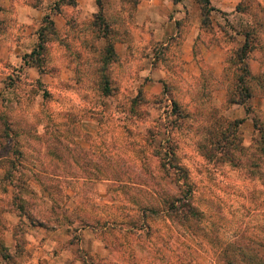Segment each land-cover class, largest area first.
Instances as JSON below:
<instances>
[{
	"label": "rangeland",
	"instance_id": "374dc122",
	"mask_svg": "<svg viewBox=\"0 0 264 264\" xmlns=\"http://www.w3.org/2000/svg\"><path fill=\"white\" fill-rule=\"evenodd\" d=\"M128 1L122 11L96 1L85 12L75 0H0V264H264V159L253 144V112L240 127L243 149L220 153L209 130L213 107L226 125L244 106L216 100L240 71L229 56L251 24L257 37L245 60L264 81V0L211 2L190 59L136 42L137 0ZM249 82L248 103L264 117V89ZM171 98L188 113L171 111ZM169 147L177 164L165 170ZM177 176L191 187L198 220H151L148 239L100 233L110 212L115 226L130 228L142 206L162 211ZM14 186L48 225L19 211ZM110 233L121 243L116 255L102 239Z\"/></svg>",
	"mask_w": 264,
	"mask_h": 264
},
{
	"label": "trees",
	"instance_id": "16d2710c",
	"mask_svg": "<svg viewBox=\"0 0 264 264\" xmlns=\"http://www.w3.org/2000/svg\"><path fill=\"white\" fill-rule=\"evenodd\" d=\"M97 2H100V0H97ZM200 6L201 14H202V24H205L209 20V12H211L212 9H214V6L211 4L210 0H197ZM258 6L264 10V5H261L258 3ZM237 9L239 10H245L246 6L241 5V2L239 1L236 5ZM97 17L101 20L102 17L100 14L97 15ZM104 22V20H103ZM49 23H52L49 21ZM242 34L244 36L243 42L235 49L229 56V60H232L233 62L239 63L237 66L238 73L235 75V81L233 82V86L227 85V103H240L244 105V109L246 112V116L248 113L253 112L252 122L254 126V135H253V144L257 147L256 150H259L263 159H264V117H262L260 114L255 113L254 107L248 103V100L254 95V92L252 90V86L249 81L255 80L257 84H260L261 87L264 89V81H261L259 79V75L254 74L250 68L248 63L246 62L245 58L248 56L249 52L255 47L254 41L257 37L255 25L251 24V26H248L242 31ZM43 34H41L42 38ZM39 48L43 47L42 42L38 43ZM38 49V48H37ZM35 50V49H34ZM33 50V51H34ZM106 50L108 53L113 54L114 53V46L113 43L108 42V45L106 46ZM36 65H39L38 63ZM105 83V82H104ZM104 89L106 92H109L108 85L105 83ZM171 105L173 109L171 111L177 112L179 115H186L188 111L184 108L185 112H180L179 104L176 100L171 98ZM216 108L213 107V110L210 112L211 116H215L214 121L210 122V128L209 130L215 133V141L212 147L214 149L219 150L220 153H228L229 149L234 147H238L243 149L244 145L242 144V134H241V124L246 117H235L226 121V125H222V116L220 114L215 113ZM263 113V112H259ZM4 123L6 124V127L9 125V121L7 119L4 120ZM208 130V129H207ZM8 134V132H6ZM229 147V149H228ZM199 148L201 151H203L204 155H208V153L204 152L205 148L202 143H199ZM15 153L19 155L20 150L19 148L15 147ZM213 152H209V154L212 155ZM173 154L174 151L171 147L167 148L166 150L162 151L161 155V165L165 170H169L170 167L173 166ZM2 159V158H1ZM12 159V158H10ZM9 158H5V164L11 165V160ZM173 161V162H172ZM15 163V161H14ZM17 163H21L18 161ZM175 163V162H174ZM177 164V163H175ZM170 166V167H169ZM176 167V166H175ZM176 168H181L180 166H177ZM177 170V169H176ZM5 172V175L8 176L10 174V169L8 168ZM134 181V180H133ZM180 178L179 176L176 177L175 183L178 185V190H174L172 194L167 192V194L164 196L165 201V208L162 209V211H159L158 208L152 207V206H142L136 217L134 218L130 228L128 227H121V226H115L116 220H114V216L112 215V212L108 214L107 218H104V224L101 227L100 233H104L108 230H114L117 229L118 231L122 232L123 234L132 233L133 239L139 240L140 236H145L147 239L152 233V222L151 220H157L159 218L164 217H172L176 220L180 221H188L190 219H199L200 217V209L195 205L193 201L192 191L191 187L189 185L185 186L182 183L179 182ZM136 182V181H135ZM133 182V183H135ZM141 183V182H140ZM144 183V182H143ZM14 190L12 193V200L14 204H16L17 208H19V211L21 213H25V215L29 218L30 222H37L42 225H48L47 222H45L46 219H38L34 216L32 217V212L28 209H26L23 205V200L21 199V195ZM170 194V195H169ZM18 202V203H16ZM52 210V209H50ZM34 215V214H33ZM47 223V224H46ZM80 228H83V224L80 226ZM138 228H141V230H138ZM156 237L163 239V235L160 232H156ZM102 239L106 246L110 249L111 255H116L118 251L120 250L121 243L118 241L116 234L110 233L109 236L102 235ZM82 262L85 264L86 258L82 257ZM90 264H105L103 260L100 261H90Z\"/></svg>",
	"mask_w": 264,
	"mask_h": 264
},
{
	"label": "crops",
	"instance_id": "0c3cea01",
	"mask_svg": "<svg viewBox=\"0 0 264 264\" xmlns=\"http://www.w3.org/2000/svg\"><path fill=\"white\" fill-rule=\"evenodd\" d=\"M75 0L76 6L82 11H95L97 4L103 3L105 10L122 11L125 9L128 0ZM214 2V0H210ZM133 8V25L130 29L136 36V42L161 43L167 50H180L188 52L185 58L192 57V50L198 34L202 28V14L197 0H137L131 4ZM98 8V7H97ZM223 8L229 7L224 5ZM61 15L60 11L56 13ZM118 43L123 44V38H119ZM223 67L216 70L220 73ZM221 99L216 100L221 103L226 102V89L220 87ZM240 104V103H237ZM244 106L237 108L235 117H245ZM246 120V117L244 118ZM243 120V122H244ZM242 122V123H243Z\"/></svg>",
	"mask_w": 264,
	"mask_h": 264
}]
</instances>
